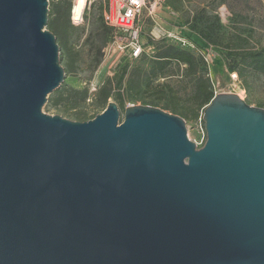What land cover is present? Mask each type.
I'll return each instance as SVG.
<instances>
[{"label": "water", "instance_id": "water-1", "mask_svg": "<svg viewBox=\"0 0 264 264\" xmlns=\"http://www.w3.org/2000/svg\"><path fill=\"white\" fill-rule=\"evenodd\" d=\"M48 3L0 0V264H264V108L214 93L199 148L159 107L46 114Z\"/></svg>", "mask_w": 264, "mask_h": 264}, {"label": "trees", "instance_id": "trees-1", "mask_svg": "<svg viewBox=\"0 0 264 264\" xmlns=\"http://www.w3.org/2000/svg\"><path fill=\"white\" fill-rule=\"evenodd\" d=\"M105 2L106 0L103 1V6H100L101 9L97 14L93 10L94 3H91L85 11L83 19L86 18L89 9L90 16L80 51H76L74 46L81 35L76 34L77 32L71 30L68 25L53 23L48 28L56 36V42L59 41L58 38L64 40L65 44L58 42L60 62L64 70L77 71L80 65L84 64V71L92 72L101 62L103 49L113 36V28L106 25L103 19ZM84 4L85 1L74 0L72 13L75 17L79 16ZM220 4L221 1L211 0L202 5H192L184 15L185 23L204 42L225 49L227 70L233 76H237L240 89L244 90L245 100L249 103L250 80L258 75L264 76V45L251 44L240 36L223 41L219 32L222 25L216 12ZM70 16L69 14V18ZM154 58L153 66L144 76L126 78L128 65H123L112 76L107 77L98 90L91 93L93 100L88 106L80 105V101L85 102L88 90L84 89L81 97H73L67 94L70 88L55 89L49 94L44 106L48 111L54 110L55 115L82 122L92 119L103 111L108 98L111 97L119 108L124 107L125 101H132L140 105L160 107L183 119H196L214 95L203 56L187 49L166 45L159 48ZM180 65L183 66L178 71L180 74H176ZM174 75L179 76L180 79L156 83L159 77L168 78ZM187 86L188 91H186Z\"/></svg>", "mask_w": 264, "mask_h": 264}, {"label": "rangeland", "instance_id": "rangeland-1", "mask_svg": "<svg viewBox=\"0 0 264 264\" xmlns=\"http://www.w3.org/2000/svg\"><path fill=\"white\" fill-rule=\"evenodd\" d=\"M85 1V0H81ZM104 0H93L95 4L94 12L99 13L100 6H103ZM211 0H160L154 6V13L148 15L147 10H144L140 22L142 25V42L144 54L136 61L130 60L124 51L116 50L111 43L103 49V57L99 65L94 71H84V64L80 65L77 71L73 69L64 70V80L58 89L67 90V94L73 97H81L84 94V89L88 90L85 102L80 101V105L88 106L93 100L92 92L98 90L104 83L107 77L112 76L119 68L127 64L126 78L144 76L153 66L154 57L160 47L173 45L180 47L178 39H183L189 42L193 48L189 50L196 54H203L207 58L208 75L213 85L214 93L220 92H235L244 99L246 94L240 89V81L237 76H233L227 70V60L225 58V49L222 46H213L203 40L192 31L188 24L185 23L184 15L189 11L192 5H202ZM214 2L221 1V4L216 8V12L220 18L222 25L220 29L223 41L227 38H236L240 36L246 39L251 44L260 43L264 45V0H212ZM74 0H49L48 3V20L46 28L55 24H66L76 34L81 37L74 46L76 51L82 50V42L85 37L86 28L88 26V18L90 9L87 11V16L83 23L74 25L69 18L71 15L72 5ZM49 9L51 11H49ZM56 37V36H55ZM58 42L65 44L64 40L58 38ZM57 42V44H58ZM84 59V55H82ZM60 59V52H59ZM85 60V59H84ZM61 64V62H60ZM63 67V65H61ZM180 65L179 70L182 69ZM64 69V68H63ZM180 74V72L178 73ZM180 79L174 75L168 78L159 77L156 83H162L166 80ZM188 86L186 91H188ZM79 91V92H76ZM251 98L249 104L256 107L264 108V76L258 75L250 80ZM108 102L114 101L111 97ZM130 105H140L132 101H125L124 107L119 108L121 114L125 107ZM160 108V107H159ZM42 111L49 115H55L54 110H47L45 106ZM93 113V112H92ZM202 113L196 118H185L186 134L189 140L196 139L200 136L198 130L199 118ZM66 118V117H65ZM72 120V119H70ZM202 124L204 122L202 121Z\"/></svg>", "mask_w": 264, "mask_h": 264}, {"label": "built area", "instance_id": "built-area-1", "mask_svg": "<svg viewBox=\"0 0 264 264\" xmlns=\"http://www.w3.org/2000/svg\"><path fill=\"white\" fill-rule=\"evenodd\" d=\"M159 1L160 0H106L103 19L106 25L113 28V36L110 41L111 46L120 52L124 51L130 60H138L144 51L140 17L144 10H147L148 15H152V13H154V6ZM92 2L93 0H85L81 13L77 17L74 16L71 10L70 19L74 25L83 23L84 13ZM178 40L180 48L187 50L193 48L186 40ZM198 54L203 56L205 62H207V58L203 54ZM202 121V117H200L198 123L200 136L196 139H192V142H194L197 148L202 147L206 138V131Z\"/></svg>", "mask_w": 264, "mask_h": 264}]
</instances>
